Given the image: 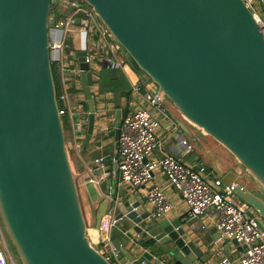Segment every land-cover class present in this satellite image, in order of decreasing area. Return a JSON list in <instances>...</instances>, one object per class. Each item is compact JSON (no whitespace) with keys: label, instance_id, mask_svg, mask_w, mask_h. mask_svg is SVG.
Here are the masks:
<instances>
[{"label":"water","instance_id":"1","mask_svg":"<svg viewBox=\"0 0 264 264\" xmlns=\"http://www.w3.org/2000/svg\"><path fill=\"white\" fill-rule=\"evenodd\" d=\"M81 1L156 87V98L227 154L210 159L213 171L226 186L236 179L235 196L264 233V200L237 184L236 171L264 191V37L255 15L243 0ZM51 6L52 0H0V221L20 264H112L88 235L70 163L52 72ZM85 56L73 58L90 137L96 119L91 87L100 74L92 77ZM118 139L119 129L117 147ZM111 211L117 224L110 245L129 264L140 262L126 243L142 247L150 263V249L170 264L201 258L184 223L156 219L143 198L103 201L93 215L96 231Z\"/></svg>","mask_w":264,"mask_h":264},{"label":"built area","instance_id":"2","mask_svg":"<svg viewBox=\"0 0 264 264\" xmlns=\"http://www.w3.org/2000/svg\"><path fill=\"white\" fill-rule=\"evenodd\" d=\"M243 2L255 15L264 37V0H243ZM52 5L55 10H52L51 6L50 48L52 64L54 63L57 68L61 83L59 101L63 107H59V113L62 117L66 116L69 121H74L76 115L82 117V119H75L77 122L73 124L76 134H80L87 121L88 113L78 103V97L83 90L80 81L81 71L74 62L66 61L63 53L64 32L77 24L85 33L89 32L92 35L94 33L96 36L97 42H88L83 50L86 52L85 63L90 66L95 80L98 79L102 69L119 66L126 68L127 65H116L110 60V39L112 43L115 42L106 28L97 21L92 10L81 0H52ZM62 8L66 9V16L59 18L57 13H61ZM71 83L78 90L74 103L69 102L68 92ZM150 87L156 90L152 83L139 77L133 87V93L139 99V105L129 110L120 123L117 149L120 181L139 191L143 190V199L150 207L151 214L161 220L173 210V205L166 198L165 188L151 183L152 173L156 170L161 171L167 186L174 187L184 203V223L214 211V224L220 239L246 244V248L242 250L239 257L224 258L219 264H264V233L256 221L247 216L250 208L235 196L233 190L238 186L235 183L226 186L220 179L209 182L200 172L181 163L176 156L158 155L164 141L158 136L160 121L157 120L156 115L165 116V114L161 108L163 97L156 98V93ZM85 116H87L86 119H84ZM181 145L187 150L192 148L184 140ZM103 180L104 175L90 176L87 182L98 184ZM115 223L113 215H105L97 230L100 238L96 242L90 238L108 259L113 260H116L117 251L110 245L109 234ZM5 237L0 221V264H16L11 255H8V260L11 262H7L4 253V248H8ZM155 260L158 261L157 264H163L162 260ZM140 264H147V262L141 261Z\"/></svg>","mask_w":264,"mask_h":264},{"label":"crops","instance_id":"3","mask_svg":"<svg viewBox=\"0 0 264 264\" xmlns=\"http://www.w3.org/2000/svg\"><path fill=\"white\" fill-rule=\"evenodd\" d=\"M57 14L59 18H64L66 16V9L62 8V12ZM59 37L60 36H58V38ZM62 40L63 53L66 57V61H72L74 65L77 66L78 63L73 58L76 52L83 51L88 42H97L94 33L93 35L89 32L85 33L81 26L77 24L71 26L64 32ZM110 60L114 61L116 65H127V67L121 68L119 66L110 69L116 70L110 76V91L106 93L100 91L99 84H97L98 81L91 87L96 111L92 136L89 137L87 134V116L84 118L87 121L80 134H76L73 128V124L77 122L75 119H82V117H77V115L74 117V121H68V128L65 130L70 163L76 179L83 214L88 226V235L93 242H96L100 238L99 233L94 228L93 215L97 212L103 201L109 202L115 196L118 197L120 202L129 197H135L139 200L143 198V190L139 191L120 181L117 165L118 147L115 143V131L119 129L122 118L127 115L129 110L139 105V99L133 93L134 84L139 77L145 80L148 79L130 67L129 61L124 57L116 44L112 43L111 39ZM115 81L119 82L117 94L112 91L113 82ZM151 90L156 93L153 87ZM76 92H78L77 88L71 83L68 92L69 102H76ZM140 97L141 96H139V98ZM78 99L80 102L79 105L88 113V104L84 90H82ZM161 108L165 116L157 114L156 118L160 121L158 136L163 139L164 145L158 155L161 156L166 154L176 156L181 163L200 172L209 182L219 179L213 171L210 159L213 158L217 160V158L226 156L227 154L220 150L219 146L202 131L184 122L174 112L170 103L164 98L162 99ZM176 120L183 123L188 134L180 130L176 124ZM182 139L192 147L191 150H187L181 145ZM222 170L225 175L229 169L223 168ZM236 171L238 172L239 178L237 179V184L241 185L242 183H246L247 189L264 200V191L256 185L241 168L239 169L236 166ZM100 175H104V180L102 182L98 184H90L87 182L88 177H97ZM235 182L236 179L234 180V183ZM151 183L163 186L165 188L167 200L173 205L172 212L164 219L168 222L180 220L184 223V203L176 189L172 186H167L166 179L161 171L156 170L152 173ZM146 209L151 213V209L147 203ZM108 214L113 215L112 211L108 212ZM214 220L215 212L209 211L202 217L184 223L186 233L202 254L201 258L196 261L195 264H219L224 258H236L241 255L242 250L234 245L232 241L220 239ZM125 247L134 254L136 260L139 262L146 261L142 257L144 253L142 247H140L139 250H135L130 243H126ZM150 252L153 254L154 259L162 260L163 264H170L166 259L168 257L164 254L160 252L154 253L152 249H150ZM154 259L152 263L146 261L147 264H155ZM115 262L116 264H129L126 258L119 252H116Z\"/></svg>","mask_w":264,"mask_h":264},{"label":"trees","instance_id":"4","mask_svg":"<svg viewBox=\"0 0 264 264\" xmlns=\"http://www.w3.org/2000/svg\"><path fill=\"white\" fill-rule=\"evenodd\" d=\"M54 9L53 5H52V10ZM104 70H110V69H104ZM116 70H110V76L115 72ZM52 72H53V77H54V82H55V87H56V94H57V100H58V105L60 108L63 107V104L59 101V96L61 94V86H60V80H59V75L57 72V68L55 65L52 64ZM114 81V79H113ZM100 87V91L102 92H107L110 91L109 88H105L102 84L99 85ZM119 90V82H113V87H112V91L117 94V91ZM111 91V92H112ZM63 120V126H64V130H66L68 128V118L66 116L62 117ZM110 262L112 264H116L115 260H113L112 258L109 259Z\"/></svg>","mask_w":264,"mask_h":264},{"label":"rangeland","instance_id":"5","mask_svg":"<svg viewBox=\"0 0 264 264\" xmlns=\"http://www.w3.org/2000/svg\"><path fill=\"white\" fill-rule=\"evenodd\" d=\"M57 3V2H56ZM55 5V4H54ZM97 19V18H96ZM97 21H98V19H97ZM100 23V22H99ZM53 65H55L54 63H53ZM100 79H99V81L97 82V84H102L105 88H109L110 89V70H102L100 73ZM79 104H80V102H79ZM6 236V235H5ZM5 239H6V244H7V246L6 247H8L7 249L6 248H4V253H5V257H6V259H7V262H11V260H8V255H11V257H12V260L14 261V263H16V264H20L19 263V260H18V257H17V255H16V253H15V251H14V249H13V247L11 246V244H10V242H9V240H8V238L7 237H5ZM5 244V245H6ZM107 256V255H106Z\"/></svg>","mask_w":264,"mask_h":264}]
</instances>
